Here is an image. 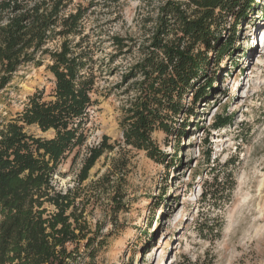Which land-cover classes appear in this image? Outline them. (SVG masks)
Segmentation results:
<instances>
[{"label": "rangeland", "instance_id": "1", "mask_svg": "<svg viewBox=\"0 0 264 264\" xmlns=\"http://www.w3.org/2000/svg\"><path fill=\"white\" fill-rule=\"evenodd\" d=\"M160 2L72 0V10L91 7L87 33L102 46L98 56L117 54L114 37L122 38L128 48L117 54L113 72L99 78L93 95L99 105L87 147L75 163L73 155L62 166L57 185L63 191L76 188L90 224L111 234L92 264H264V0H254L238 24L229 18L235 27L224 34L233 38V51L220 58L210 53L208 77L201 83L208 95L196 104L192 93L186 97L185 108L191 111L183 112L176 127L187 123L185 136L154 134L162 152L156 162L123 144L120 119L134 82L125 76L141 59L139 45L154 24L150 21L157 18ZM47 63L22 68L0 92L2 117L22 112L36 91L51 94ZM226 115L232 117L231 124L212 129L216 119ZM27 130L42 135L36 128ZM104 137L116 148L98 160L88 180L79 182L87 148L99 145ZM232 160L235 163L226 167ZM228 169L236 185L227 197ZM215 174L220 178L219 195H224L217 201L204 199ZM118 194L124 210L113 217V198Z\"/></svg>", "mask_w": 264, "mask_h": 264}, {"label": "trees", "instance_id": "2", "mask_svg": "<svg viewBox=\"0 0 264 264\" xmlns=\"http://www.w3.org/2000/svg\"><path fill=\"white\" fill-rule=\"evenodd\" d=\"M71 3L0 0V92L29 65L41 67L48 62L45 70L53 82L50 95L36 91L15 117L0 115V264H85L86 259V264H92L111 237L103 234L101 226L90 224L76 188L63 191L56 176L73 155L75 163L87 147L92 115L99 105L93 96L98 80L113 72L117 54L128 46L114 37L117 54L98 56L102 46L87 33L91 7L72 10ZM252 3L161 0L157 18L150 21L154 24L139 45L141 59L125 76L134 81L128 91L132 98L121 109L120 130L126 147L158 162L162 152L154 141L155 133L185 136L187 123L176 127L183 112L191 111L185 108L186 97L192 93L196 104L208 95L201 83L208 77L210 53L220 58L233 51V38L226 39L224 33L245 19ZM53 44L57 46L51 48ZM212 81L207 82L210 89ZM231 122V116H219L212 129ZM32 127L42 135L27 130ZM47 133L50 136H44ZM108 141L104 137L99 145L87 148L79 182L88 180L98 160L116 148ZM219 182L215 174L204 199L223 197ZM226 182L228 197L236 185L232 171ZM121 198L120 194L113 198V217L124 210Z\"/></svg>", "mask_w": 264, "mask_h": 264}]
</instances>
